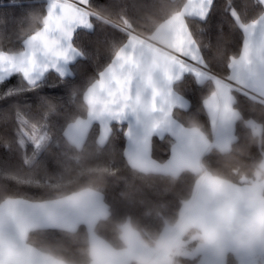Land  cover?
<instances>
[{"label": "trees", "instance_id": "16d2710c", "mask_svg": "<svg viewBox=\"0 0 264 264\" xmlns=\"http://www.w3.org/2000/svg\"><path fill=\"white\" fill-rule=\"evenodd\" d=\"M97 0H93L95 4ZM253 0H233L237 6ZM101 6H93L94 29L84 34L82 42L90 53L84 62L72 67V74L57 83L55 74L41 79L35 92H26L28 105H19V97L2 98L6 88L23 89L19 76L12 83L0 85V203L7 198H24L32 201L54 199L70 193L92 188L100 191L108 205L109 214L95 225V232L117 248L124 246L121 226L129 221L146 235L162 232L164 226L179 216L183 204L191 198L195 184L202 172L236 184H247L258 177L264 156V101L258 97L246 99L239 96L237 109L241 115L235 125L236 139L227 151L212 146L202 158L203 171L185 169L178 175L145 172L130 165L125 154L126 124L113 122L105 144L98 143L99 124L93 123L84 144L77 147L65 136L71 122L85 117L88 105L83 100L84 88L98 72L115 58L130 34L148 36L167 18L180 11L185 0H100ZM219 7L209 24L212 39L201 36L203 24L193 25L195 38L202 42L209 63L217 72L229 56L238 55L242 34L229 14L225 0H217ZM48 0H0V48L19 47L31 33L39 31L45 20ZM242 22L251 19L252 13L243 14ZM196 19V18H193ZM192 23L191 20L188 21ZM45 79L48 83H45ZM61 90L52 93V89ZM211 85L185 75L174 83L176 92L190 101L188 109L174 108L173 117L186 127L198 126L211 139L212 129L203 101ZM43 103L39 107L33 104ZM259 101V102H258ZM48 105V107H44ZM55 105V106H54ZM23 107L34 119L44 120L48 140L34 147L31 142L20 146L15 131L13 112ZM255 118L261 126L256 133L248 118ZM48 117V119H47ZM60 124L53 128L52 122ZM173 138L170 135L153 136L151 154L158 161H166L171 155ZM51 159L52 164L46 161ZM224 177H228L225 179ZM27 243L43 253L68 264H90L89 232L85 225L75 230L61 228H37L29 231ZM195 242L189 241L191 247ZM179 264H195V258H178ZM131 264H136L133 262ZM228 264H236L232 255Z\"/></svg>", "mask_w": 264, "mask_h": 264}, {"label": "snow or ice", "instance_id": "6c2138e0", "mask_svg": "<svg viewBox=\"0 0 264 264\" xmlns=\"http://www.w3.org/2000/svg\"><path fill=\"white\" fill-rule=\"evenodd\" d=\"M225 3L233 22L242 34L238 55L229 56L228 61L222 65L225 71L217 72L212 68L202 42L195 38L196 32L193 30V25L203 24L204 31L200 32V35L207 37L209 43L211 42L209 24L219 7L217 0H185L177 16L169 21L170 28L156 34V44L167 53L162 64L168 80L190 75L196 80L210 83L211 88L203 105L210 127L217 132V142L227 145L233 139V127L242 111H237V98L239 96H244L246 99L258 97L259 100L264 101V0L245 2L242 7L235 5L233 0H225ZM101 5L105 4L100 3V0H97L95 4L93 0H48L45 20L40 30L27 36L15 50L0 48V85L12 83L14 78L19 76V81L26 90L16 91L13 88H6L2 98L7 100L11 96H16L19 97V105H28L26 92H35L37 85L42 78L46 77V74H55L59 85V82L65 79L66 65L75 61L76 63L72 65L75 68L84 62L85 54L90 51L82 42V36L94 32L93 21L98 17L93 16L91 8ZM241 13H252V17L247 22H242ZM189 20L192 21L191 24ZM136 43L130 35L111 65L100 70L95 79L83 87V100L89 107L88 121L82 122L72 131V138L76 141L81 138L87 123L92 121H99L109 126L110 121L120 122L129 114L140 119L141 112L151 108L153 127L159 129L170 119L169 107H184L180 97L175 96L173 92H169V102L165 104L157 102L155 92L150 104L145 105L141 102L140 84L143 82V77L140 74L139 63L135 59ZM142 56L151 58L149 53H142ZM134 82L137 88L135 96L133 95ZM45 83H48L46 79ZM59 90H61L60 87L51 91L55 93ZM42 103V101L39 104L33 101L37 107ZM34 115L26 112L23 107L13 112V118L16 121L15 131L19 134L20 146L27 141L38 148L48 140L45 125L40 122L44 120L43 115L41 114L40 120L34 119ZM245 118H248L247 114ZM248 122L251 127L257 128L255 118H248ZM59 124V120L52 122L53 128ZM175 127L179 126L175 125ZM169 130L172 129L169 128ZM181 131L187 132L184 129ZM207 147L206 139L198 131L195 134L188 132L180 139L173 154L179 152L181 159L189 154L198 157L207 150ZM46 162L49 165L52 164L51 159ZM201 181L210 184L215 192L225 190L223 180L209 181L205 175L201 177ZM96 199L94 195H74L65 200L36 205H26L23 201H15L10 207L45 221L63 220L66 216L81 220L87 218L93 207L92 202ZM7 219L10 226L14 225L15 212H11ZM4 220L3 213H0V235L4 233ZM258 221L261 230L255 233L249 247L257 242L264 244V211L261 212ZM121 231L122 239L128 247L121 252H115L102 242H97L90 249V255L95 264H129L130 259L135 255V243L139 237L130 225H124ZM19 247L25 253L29 251L23 242H20ZM0 264H19V261L13 256L5 259L4 249L0 248ZM34 264H40V262L37 261Z\"/></svg>", "mask_w": 264, "mask_h": 264}, {"label": "crops", "instance_id": "0c3cea01", "mask_svg": "<svg viewBox=\"0 0 264 264\" xmlns=\"http://www.w3.org/2000/svg\"><path fill=\"white\" fill-rule=\"evenodd\" d=\"M185 4V3H184ZM92 11V10H91ZM179 12L174 13L165 21H163L156 29L148 36L132 32L130 35L136 40V53L135 59L139 63L140 74L143 77V82L140 84V100L143 104L148 105L151 102L153 93L155 92L157 102L160 104H165L169 102V92H173L175 96L180 97L184 107L181 109H188L190 106V101L175 91L174 83L180 78L168 80L166 76V70L163 67L162 61L165 59L167 53L157 46L156 44V34L162 30H168L170 28L169 21L177 16ZM130 38V37H129ZM129 40V39H128ZM127 43V42H126ZM125 43V44H126ZM124 44V45H125ZM123 45V46H124ZM122 46V47H123ZM121 47V48H122ZM120 48V50H121ZM117 52V54L120 52ZM142 53L151 54V58H144ZM116 54V56H117ZM115 56V57H116ZM73 62V61H72ZM71 62V63H72ZM160 62V63H157ZM70 63V64H71ZM112 63V62H111ZM111 63L107 66L109 67ZM70 64L65 66L66 76L72 74ZM106 67V68H107ZM197 82L202 83L204 81L197 80ZM167 85V86H166ZM137 92L136 83H133V95L135 96ZM176 108V107H175ZM179 108V107H178ZM174 108L169 107V121L165 126H162L159 129L153 127V113L151 108H148L146 111L141 112L140 119H137L135 115L129 114L124 120L119 123H125L126 128V146L125 154L128 162L134 168H137L145 172H160L171 175H178L181 171L189 169L196 172L203 171L202 158L206 152L210 150L212 146L218 148L221 151H227L231 148L232 143L236 139L235 135V125L233 127V139L229 144H224L223 142H217V132L215 129H212V138L209 139L205 133L200 129L198 132L206 139L208 147L205 152L200 154L198 157L192 155H185L181 159L179 152L175 155L173 150L177 148L180 139L192 132V127H186L182 125L173 117ZM238 111V109H237ZM89 112V107H88ZM88 112L85 117L76 119L75 121L68 124L65 129L66 138L75 146L81 147L84 144V141L87 137V134L93 123H98L100 132L98 136V143L100 145L105 144L108 140L111 132V124L114 121L109 122V126L101 124L99 121H92L87 123V127L84 129L83 134L79 141H76L72 138V131L80 126L82 122L88 121ZM239 119V118H238ZM237 119V120H238ZM237 122V121H236ZM178 125L179 127H175ZM258 125V124H257ZM171 128L172 130H169ZM182 129L187 130L181 131ZM256 133H260L261 126L258 125L257 128H253ZM165 136L170 135L173 138V144L171 148V155L166 161H158L153 158L151 154V142L153 136ZM261 169H264V156L260 165ZM174 169V171H172ZM207 175L209 181L214 179H220L225 182V190L220 192H215L210 184H206L201 181V177ZM240 189L242 191H236ZM74 195H94L97 199L94 200L93 207L87 215V218L76 220L74 218L65 217L63 220L50 219L45 221L43 219H37L32 217L27 213H22L18 209H12L10 206L15 201H23L26 205H36L40 203H49L58 200H65L70 196ZM219 196H228L233 201H243V200H252L264 199V179L257 178L251 183L247 184H236L231 181H227L221 178H217L210 174L207 171L201 173L199 178L196 181L193 193L191 198H189L181 207L180 218L184 221L190 220L195 212L203 206L206 202L211 201ZM98 206V207H97ZM11 212H15L16 221L15 224L10 226L7 217ZM0 213H3L5 220L4 224V233L0 235V248L4 249V256L7 259L9 256L17 257L19 264H34V262H40V264H68L56 258H53L50 255L43 253L37 248L29 245L27 243V235L30 230L37 228H61L66 230H75L80 225H85L89 232V241L90 249L97 243L102 242L108 248L115 252H121L125 250L128 246L125 243L121 248L114 247L108 241L100 237L95 232L96 223L109 214V208L107 203L104 200L103 194L92 188H85L68 195L42 200V201H32L24 198H7L0 203ZM130 225L132 229L138 234V240L135 243V255L130 259L129 264L136 262L138 259H155V255L149 250L142 247L141 240L145 236L142 232L135 229L129 221H126L122 226ZM167 225V224H166ZM165 225V226H166ZM164 226V228H165ZM163 228V230H164ZM162 230V231H163ZM122 238V231H121ZM20 242H23L29 250L27 253L20 250ZM189 242V241H188ZM184 249L185 257L195 258V264H228V257L232 255L236 260V264H264V244L257 242L252 247L240 248L234 242L229 240L224 245L220 247H209V246H200L194 244L193 246H187ZM7 244V249L5 247ZM90 264H95L91 256Z\"/></svg>", "mask_w": 264, "mask_h": 264}, {"label": "clouds", "instance_id": "9594fccd", "mask_svg": "<svg viewBox=\"0 0 264 264\" xmlns=\"http://www.w3.org/2000/svg\"><path fill=\"white\" fill-rule=\"evenodd\" d=\"M197 131L198 126L194 125L193 134ZM254 175L264 179V169ZM262 211L264 199L237 202L228 196H219L201 206L190 220L184 221L177 216L162 232L142 238V247L161 258L138 259L136 264H179L178 258L185 255L188 241L220 247L231 240L240 248L248 247L255 233L261 230L258 217ZM5 247L7 249V244Z\"/></svg>", "mask_w": 264, "mask_h": 264}]
</instances>
